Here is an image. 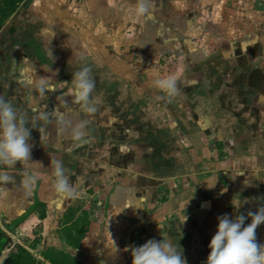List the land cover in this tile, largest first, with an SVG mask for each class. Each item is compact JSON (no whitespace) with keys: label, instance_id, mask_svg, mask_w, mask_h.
Here are the masks:
<instances>
[{"label":"crops","instance_id":"obj_1","mask_svg":"<svg viewBox=\"0 0 264 264\" xmlns=\"http://www.w3.org/2000/svg\"><path fill=\"white\" fill-rule=\"evenodd\" d=\"M235 1L247 6L148 0L137 18L136 0H23L5 19L0 97L29 121L49 116L32 131L30 161L0 185L13 214L4 225L24 215L11 232H31L39 259L54 247L80 264H132V247L162 238L187 264H206L217 218L264 203V0L256 13ZM138 57L160 67L137 69ZM84 66L94 112L73 100L72 74ZM169 76L173 97L153 84ZM51 159L63 161L73 197L55 191ZM82 211L88 229L72 246L65 228Z\"/></svg>","mask_w":264,"mask_h":264},{"label":"clouds","instance_id":"obj_2","mask_svg":"<svg viewBox=\"0 0 264 264\" xmlns=\"http://www.w3.org/2000/svg\"><path fill=\"white\" fill-rule=\"evenodd\" d=\"M131 11L135 17H143L149 12L148 0H136ZM90 71L88 66H84L72 74L73 100L81 104L87 112H94L95 108L89 104L95 88ZM153 84L169 97L175 96L178 92V78L175 76L157 78ZM49 86L50 81L43 77L36 84L41 94ZM38 120L48 121L49 116L45 114L29 121L9 101L0 97V185H6L13 179L8 169L15 168L18 162L22 164L30 161L32 147L30 139L32 131L36 130ZM73 135L79 138L81 135L79 126L73 130ZM50 163L55 177L53 187L57 194L73 197L75 192L69 184L63 161L51 159ZM34 181V176L26 178L28 186ZM217 219L216 232L208 245L210 252L206 264H264V243L257 241V229L264 225V203L255 211H248L246 215L223 214ZM131 256L132 264H187L179 243L174 245L162 238L150 239L143 245L132 247Z\"/></svg>","mask_w":264,"mask_h":264},{"label":"trees","instance_id":"obj_3","mask_svg":"<svg viewBox=\"0 0 264 264\" xmlns=\"http://www.w3.org/2000/svg\"><path fill=\"white\" fill-rule=\"evenodd\" d=\"M23 0H0V32L7 25L4 23L5 19L10 17L17 9L20 2ZM0 33V39H1ZM34 207L42 206L45 204L36 202ZM74 208H70L71 217L74 216ZM41 217L45 215V211H41ZM24 215L12 221L11 224L6 225L7 230L11 231L18 223L23 220ZM88 213L82 211V214L78 216L67 228H65V237L67 242L72 246H78L85 236L88 229ZM73 230L76 234H73ZM9 239V235L2 228H0V248H3ZM42 259H37L36 256L25 246L16 245V247L9 251L2 264H80V260L70 254L67 251L59 250L54 247H47L41 253Z\"/></svg>","mask_w":264,"mask_h":264},{"label":"rangeland","instance_id":"obj_4","mask_svg":"<svg viewBox=\"0 0 264 264\" xmlns=\"http://www.w3.org/2000/svg\"><path fill=\"white\" fill-rule=\"evenodd\" d=\"M230 1H233V0H228V2H230ZM236 2V5H241L242 7H244V4H242L241 2H239V1H235ZM247 5V6H246ZM245 6L246 7H244L243 9L244 10H248L249 11V13H256L254 10L255 9H258L257 7H259L260 6V0H246V2H245ZM231 7H232V5H231ZM248 7V8H247ZM1 47V46H0ZM106 52H105V50L104 49H101L100 51H99V54H100V56L102 57L104 54H105ZM107 60V59H106ZM105 60V61H106ZM172 61H171V63H169L168 65L170 66V64L172 65ZM137 64V69H152V68H154V70H157V68H159L160 67V63L158 62V61H152V60H150V59H144V58H141V57H138L137 59H136V63H135V65ZM135 79V78H134ZM136 82V83H135ZM135 85L138 87L141 83V81L140 80H138V79H135ZM136 86H134V88L136 89L137 87ZM8 208H10V206H8V203L7 202H5L2 198H1V196H0V222H1V224L2 225H4V223H7V222H9L10 221V216H11V211L8 209ZM10 211V212H9ZM13 215V214H12ZM5 226V229H6V225H4ZM15 231V230H14ZM14 231H9L10 233H11V235L9 236L10 238L8 239V241H7V247L6 246H4V248H3V251H2V253H1V255H0V264H2L3 263V261L5 260V258H6V256L8 255V253H9V251L10 250H12L10 247L13 245V249L16 247V245H23V246H25L26 248H30L31 246V244H32V242H31V240L30 239H33V235H32V233L31 232H28L27 234H22L23 233V230H21V234L20 235H16V236H14L13 235V233H14ZM22 235V236H21ZM20 236V238H18ZM22 237V238H21ZM34 241L35 240H33V243H34ZM28 243H30V244H28ZM31 249V248H30ZM33 254L36 256V258L37 259H39L37 256H38V251H33ZM42 259V258H41Z\"/></svg>","mask_w":264,"mask_h":264},{"label":"water","instance_id":"obj_5","mask_svg":"<svg viewBox=\"0 0 264 264\" xmlns=\"http://www.w3.org/2000/svg\"><path fill=\"white\" fill-rule=\"evenodd\" d=\"M6 245V244H5ZM4 248V247H3ZM3 248H0V255H1V253H2V251H3Z\"/></svg>","mask_w":264,"mask_h":264},{"label":"built area","instance_id":"obj_6","mask_svg":"<svg viewBox=\"0 0 264 264\" xmlns=\"http://www.w3.org/2000/svg\"><path fill=\"white\" fill-rule=\"evenodd\" d=\"M261 1V0H260Z\"/></svg>","mask_w":264,"mask_h":264}]
</instances>
